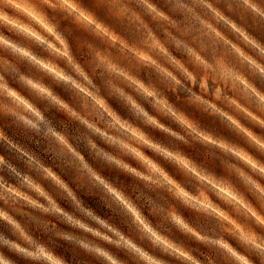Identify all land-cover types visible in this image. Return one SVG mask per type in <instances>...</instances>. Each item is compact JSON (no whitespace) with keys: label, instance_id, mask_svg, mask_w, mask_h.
Wrapping results in <instances>:
<instances>
[{"label":"clouds","instance_id":"1","mask_svg":"<svg viewBox=\"0 0 264 264\" xmlns=\"http://www.w3.org/2000/svg\"><path fill=\"white\" fill-rule=\"evenodd\" d=\"M0 264H264V0H0Z\"/></svg>","mask_w":264,"mask_h":264}]
</instances>
